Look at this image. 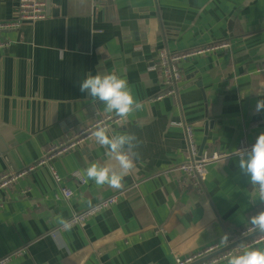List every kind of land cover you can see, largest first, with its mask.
<instances>
[{
  "label": "crops",
  "instance_id": "obj_1",
  "mask_svg": "<svg viewBox=\"0 0 264 264\" xmlns=\"http://www.w3.org/2000/svg\"><path fill=\"white\" fill-rule=\"evenodd\" d=\"M17 17L16 1L0 0V22ZM86 25L94 27L92 35L98 37L93 50L73 42ZM2 42L9 46L0 48V78L17 77L20 92L27 63L30 99L39 105L52 100L57 85L67 84L70 70L74 77L81 71L85 79L89 73L113 70L126 75L144 107L110 131L135 133L143 141L136 165L156 154L179 153L175 159H188L184 132L169 128L171 121L191 126L200 155H232L239 143L254 145L264 133V110L256 111L257 101L264 99V0H47L44 21L2 31ZM219 42L229 48L181 65L179 96L152 102L162 86L159 51L179 53ZM198 83L205 103L191 96ZM75 91L86 97L71 103L72 110L76 104L78 111L91 109L76 119L75 128L73 123H50L51 115L39 107V126L35 114L32 121L0 107V174L17 172L52 144L115 115L104 106L98 111L80 86L75 85ZM204 120L212 121L206 134L198 125ZM106 151L93 139L57 159L61 185L43 167L1 190L0 257L24 248L9 264H171L175 255L186 257L218 241L228 245L240 240L239 232L252 225L251 217L262 209L250 178L239 168V157L209 165L198 187L188 179L180 184L175 166L162 164L148 173L140 171V179L131 185L129 174L122 188L129 189L124 200L81 226L59 231L53 240L49 234L60 224L57 217L67 219L121 190L97 186L81 175L83 185L71 178L92 162H107ZM61 187L73 196L64 199ZM257 248L264 249V243Z\"/></svg>",
  "mask_w": 264,
  "mask_h": 264
},
{
  "label": "built area",
  "instance_id": "obj_2",
  "mask_svg": "<svg viewBox=\"0 0 264 264\" xmlns=\"http://www.w3.org/2000/svg\"><path fill=\"white\" fill-rule=\"evenodd\" d=\"M17 4L18 17L14 22H0V32L5 30L17 29L22 23H37L42 22L46 19V5L47 0H15ZM9 43H0V48H6ZM229 48L227 42H219L206 47L189 49L179 53H168L166 51H159L157 54V65L161 69L160 81L162 83L161 91L158 96L152 99L153 103H157L167 98L177 97L181 86V65L187 60L204 54H210L219 50H225ZM126 118H120L116 115H105L100 119L96 120L92 125L80 130L76 136L63 140L61 142L52 144L45 151H43L40 158L25 165L17 172L0 174V191L12 188L18 181L26 178L31 173L39 168L46 167L52 175L54 182L57 185H61L63 178L59 176L54 167V162L63 157L64 155L79 149L86 143H90L94 137L92 133L101 125H106L109 129L114 126L122 124ZM169 128L180 129L184 132V136L187 144L188 161L174 167V171L179 173L178 182L181 184L183 179L191 180L195 187H198L207 175L208 166L218 161L223 160L229 156L239 157V151H250L253 145H248L244 142L239 143L236 151L232 155L226 153L214 151L207 155H200L198 151L197 141L195 139L191 126L180 121H171L167 124ZM240 158V157H239ZM71 178L78 180L80 185L85 183L84 179L80 176L79 172H74ZM134 183V182H133ZM132 183V184H133ZM128 188V187H127ZM129 189H121L115 193L106 196L103 199L89 205L80 212H74L66 220L70 221L71 227L81 226L89 218L93 217L97 213L104 209L119 203L126 197V192ZM61 195L64 199H70L73 193L61 187ZM264 211V203H262V209ZM61 224L57 225L54 231L50 232V237L53 240H57L58 232L64 231ZM256 229L252 225L248 226L239 232V239L245 238L250 234L255 233ZM264 243V233L249 239L232 250L225 251L218 254L217 256L203 261L202 259L206 256L217 252L224 248L227 243L225 241H218L210 244L199 251H195L187 255L186 257L174 256L171 264H192L200 261L199 264H226L227 258L235 253L243 250V248H257L259 245ZM25 249L21 248L12 253L3 255L0 257V264H9V262L22 256ZM65 260L63 259L62 262Z\"/></svg>",
  "mask_w": 264,
  "mask_h": 264
},
{
  "label": "clouds",
  "instance_id": "obj_3",
  "mask_svg": "<svg viewBox=\"0 0 264 264\" xmlns=\"http://www.w3.org/2000/svg\"><path fill=\"white\" fill-rule=\"evenodd\" d=\"M80 92L86 93L96 103L102 102L105 112L114 113L120 118H127L144 107L136 98L127 76L116 70L107 74L89 73L80 84ZM261 110H264V99L258 100L256 104V111ZM92 135L97 144L107 149L108 161L104 164L92 162L80 170V175L97 186L107 185L122 189L125 177L129 176L140 158L138 149L143 141L135 133H113L106 125L99 126ZM239 153V168L250 178V184L257 192V200L264 203V133L257 137L250 151ZM57 221L64 228L71 229L70 221L62 217H57ZM250 223L254 229L264 233V211L252 216ZM223 239L226 240L227 236ZM227 264H264V249L243 248L242 251L230 255Z\"/></svg>",
  "mask_w": 264,
  "mask_h": 264
},
{
  "label": "water",
  "instance_id": "obj_4",
  "mask_svg": "<svg viewBox=\"0 0 264 264\" xmlns=\"http://www.w3.org/2000/svg\"><path fill=\"white\" fill-rule=\"evenodd\" d=\"M95 31L94 27L91 25H86L85 30L82 32H79L74 35L73 42L77 43L81 46L82 50H93L95 45L99 43L98 37L96 35H92V32ZM68 60V58H67ZM80 75L74 77L72 70L69 72V77L67 79V84L61 88L59 85H57L53 92H52V100L49 102L42 103L40 102V105L37 103V101H33L30 99L31 93L29 88V75L27 72V63L24 66V74L21 80V86L23 83V88L20 89V92H18L17 88V77L12 75H4L2 78H0V107H4L7 112L11 115H17L18 117L22 118H31L32 121L34 119L35 114V122L39 126L38 117H37V107L39 109L41 108V111L43 110V114L50 116V123L60 122V124L68 125L70 123H73L71 128H75L79 123L76 122V119L79 118L80 115L88 113L91 111L90 107H87L85 110L78 111L77 104L75 105V110H72L71 103H78L80 99H85V97L78 96L75 91V85H77V88H79L82 81L85 79V76L82 74V72H79ZM74 79L75 82H74ZM195 88L197 91H191V96L196 97L195 101H202L205 103V93L203 91V88L201 84H196ZM181 90V86H180ZM179 90V92H180ZM179 96V95H178ZM45 97L43 96V99ZM39 99V96L37 97ZM169 99V98H167ZM167 99H164L163 101H167ZM95 107L98 111H103V103L102 102H95ZM36 108V113L35 109ZM92 113V112H91ZM90 114V112H89ZM199 126H204L205 134L208 128H211L212 121L204 120L198 123ZM87 148L86 150H88ZM188 152V151H187ZM179 153H172V154H156L153 157L147 159L143 163L136 165V167L131 171L130 175L131 177H128V185H131L133 182H137V180L140 179V175L142 174L140 171L144 173H148L152 171L154 168H158L160 165L165 164L167 166L173 165L177 166L182 163H185L188 161L189 157L187 155V160L183 161L181 159H175L179 157ZM262 234L259 231H256L253 234H250L249 236L240 239L234 243L228 244L224 248L218 250L217 252L210 254L203 258V261L209 260L215 256H217L220 253H223L228 250H232L242 244L243 242L252 239L258 235ZM200 261H197L192 264H199Z\"/></svg>",
  "mask_w": 264,
  "mask_h": 264
}]
</instances>
